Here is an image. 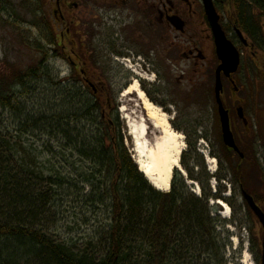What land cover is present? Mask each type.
Instances as JSON below:
<instances>
[{
    "label": "rangeland",
    "instance_id": "obj_1",
    "mask_svg": "<svg viewBox=\"0 0 264 264\" xmlns=\"http://www.w3.org/2000/svg\"><path fill=\"white\" fill-rule=\"evenodd\" d=\"M38 1L39 6L36 5L37 0H0V73L13 70L25 71L38 65L43 57L46 59L42 64L44 67L41 76L30 80L28 86L18 94L17 104L20 114L4 113L0 131L14 147V151L7 153L14 154L6 156L12 164L10 167L14 169V176L27 169L33 162L37 163L38 167L35 170L38 173L39 169L45 171L41 175L42 180L34 178L32 180L34 193L39 195L42 192L46 196L44 201L46 206L40 209L45 213L40 219L43 220L46 232L69 239L70 233L84 234L91 231L90 225L85 223V216L81 214L78 202L81 186H76V183L70 179L78 183L81 175L92 177L94 174L89 162V166L87 164L80 166V163L74 161L73 154L71 155L72 149L67 146L68 138L63 131L85 137L88 136L86 131L92 133L96 128L91 115H81L84 104H78L79 99H74L75 95L67 88L68 84L71 86L78 81L69 80L72 78L70 75L72 65L61 55L60 48L55 46V40L52 42L49 40L53 35L51 32L53 26L48 1ZM262 52H259L256 59L259 68L243 74L239 81L242 89L238 96H233L244 105L249 127H244L238 120L230 98L228 105L230 108L233 107V129L242 149L248 155L247 160L242 163L243 169L249 170L250 166L259 164L260 175L264 180V54ZM124 62L127 66L119 62L112 63L111 67L114 68L110 67L106 72L107 75L93 78V81H103L110 88H107V92L110 93L109 96L113 99L115 107L118 106V117L123 127L121 134L135 159L127 120L138 122L142 118L146 119L147 116L136 94L123 96L128 88L125 84L132 77L135 80L140 79L130 69H137L141 74L139 66L134 61H132L134 65L128 61ZM104 64L107 69L108 62ZM130 83L132 85L133 81ZM123 106L126 110L120 112L119 108ZM185 109L175 107L173 112L163 109L167 114L169 113L173 128L184 134L186 141L184 153L187 155L182 157L183 160L181 158V165L184 169L185 165H188L193 170L196 180L203 179L207 189L213 195H220V200L231 207L229 216L223 211L222 206L217 204V199H210V205L216 208L213 209V214L215 216L219 214L224 220L220 230L222 239L229 244L226 252L230 264H248L244 263L247 253L250 263L257 264L261 258L263 228L244 201L241 189L243 184L235 176L222 154L223 142L217 112L211 105L207 106L202 102L198 104L197 101ZM95 113L96 111L93 112ZM18 114L21 119H18ZM125 114H127L126 120ZM79 115L83 117L80 118ZM147 124L150 139L162 135L150 121ZM74 127L85 130L76 132ZM82 139L79 138V143H82ZM189 142L195 144V147L190 146ZM212 159H215L216 164H213ZM6 164L8 165L7 161ZM176 172L180 173L178 169L174 170V174ZM207 173L211 175L216 173L221 179H215L214 176L208 179ZM45 177L48 178L43 179ZM50 177L58 181L62 180L64 182L62 188L51 183ZM108 177L106 172L103 177L97 175L92 179L102 182ZM241 178L245 179V188L251 194H255L260 199L264 198V187L254 176L243 177L242 173ZM67 182L75 184L71 186ZM85 191H88L87 186ZM56 193L59 194L58 197Z\"/></svg>",
    "mask_w": 264,
    "mask_h": 264
},
{
    "label": "trees",
    "instance_id": "obj_2",
    "mask_svg": "<svg viewBox=\"0 0 264 264\" xmlns=\"http://www.w3.org/2000/svg\"><path fill=\"white\" fill-rule=\"evenodd\" d=\"M252 1L264 11V0ZM36 5L39 6L38 0ZM45 61L43 57L38 65L25 71L0 73V130L4 113L20 114L18 94L30 80L41 76ZM69 80L82 82L76 75ZM78 82L68 84L67 88L74 99H79L78 104H84L81 115H91L96 129L92 133L86 131L85 137L63 132L74 161L80 166L90 163L94 175H81L78 183L70 179L76 184H67L81 186L78 202L91 231L70 233L69 239L46 232L40 219L45 213L40 209L46 206V196L34 193L32 185L33 178L42 180L45 171L39 169L38 173L37 163L33 162L14 176L12 164L6 158L14 154H7L14 147L0 131V264H230L226 252L229 244L222 239L220 230L224 220L213 214L216 208L210 205V199L220 195H213L204 180L198 179L202 196H197L179 172L170 192L153 187L125 146L118 113ZM243 152L245 158L241 159L224 146L222 154L244 187L242 173L243 177L254 176L264 187L259 164L243 169L242 163L248 158L247 152ZM185 169L189 178L196 180L188 165ZM106 172L108 179H92L97 175L103 177ZM207 176L221 179L216 174ZM49 180L60 188L64 185L60 179ZM255 197L264 202V198Z\"/></svg>",
    "mask_w": 264,
    "mask_h": 264
},
{
    "label": "flooded vegetation",
    "instance_id": "obj_3",
    "mask_svg": "<svg viewBox=\"0 0 264 264\" xmlns=\"http://www.w3.org/2000/svg\"><path fill=\"white\" fill-rule=\"evenodd\" d=\"M47 1L55 46L109 109L116 108L110 88L93 78H102L112 63L124 61L139 66L141 87L155 105L173 112L197 101L218 109L215 87L222 60L215 27H220L241 53L235 73L221 72V98L233 126L232 108L242 105L233 97L242 89L239 81L259 68L256 59L259 52L264 54V11L252 0Z\"/></svg>",
    "mask_w": 264,
    "mask_h": 264
},
{
    "label": "bare ground",
    "instance_id": "obj_4",
    "mask_svg": "<svg viewBox=\"0 0 264 264\" xmlns=\"http://www.w3.org/2000/svg\"><path fill=\"white\" fill-rule=\"evenodd\" d=\"M136 94L141 100L146 110V119L138 122L130 121L128 125V134L132 138L133 153L135 161L140 171L144 173L147 179L157 189L168 191L171 187V181L175 169H183L181 165V155L186 150V141L184 134L176 131L168 114L160 106L155 105L141 88L140 81L135 80L129 86L123 96ZM126 110V107L123 108ZM150 121L153 126L162 134L158 138H149L147 122ZM213 164H216L213 161ZM183 171H185L183 169ZM186 174V172H185ZM194 183V181H189ZM221 202H219L220 204ZM221 205V204H220ZM223 211L225 210L222 206ZM228 212L231 207L227 204ZM244 263L252 264L249 261V253L246 254ZM249 261V262H248Z\"/></svg>",
    "mask_w": 264,
    "mask_h": 264
},
{
    "label": "water",
    "instance_id": "obj_5",
    "mask_svg": "<svg viewBox=\"0 0 264 264\" xmlns=\"http://www.w3.org/2000/svg\"><path fill=\"white\" fill-rule=\"evenodd\" d=\"M215 35H216V44H217V53L222 60V64L217 71V83H216V98L217 103L219 105L218 113L220 117L222 137L225 145L229 148L234 149L239 153L241 157H244L243 153L240 151L234 133L231 129L230 115L229 111L224 107V104L221 99V92L223 89L222 81H221V72L224 71L228 76L231 73L237 71L238 66L240 64V53L237 48L233 45V43L227 39L224 32L220 29V27H215ZM238 116L243 119L245 124L248 123L247 118L244 114L243 107H239L237 109ZM243 197L246 200L248 206L258 217L262 227H263V241H262V264H264V211L262 208L256 203L254 197L250 195L248 192L243 190Z\"/></svg>",
    "mask_w": 264,
    "mask_h": 264
}]
</instances>
